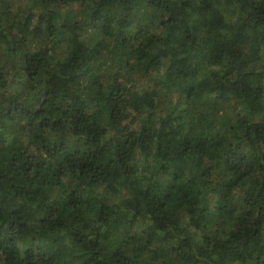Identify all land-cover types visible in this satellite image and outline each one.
Wrapping results in <instances>:
<instances>
[{
	"label": "trees",
	"instance_id": "obj_1",
	"mask_svg": "<svg viewBox=\"0 0 264 264\" xmlns=\"http://www.w3.org/2000/svg\"><path fill=\"white\" fill-rule=\"evenodd\" d=\"M0 0V264H264V0Z\"/></svg>",
	"mask_w": 264,
	"mask_h": 264
},
{
	"label": "rangeland",
	"instance_id": "obj_2",
	"mask_svg": "<svg viewBox=\"0 0 264 264\" xmlns=\"http://www.w3.org/2000/svg\"><path fill=\"white\" fill-rule=\"evenodd\" d=\"M15 4H18L20 2H23L22 0H14Z\"/></svg>",
	"mask_w": 264,
	"mask_h": 264
}]
</instances>
